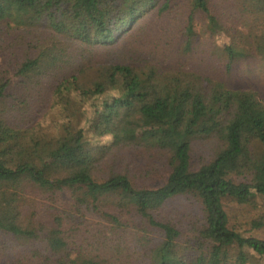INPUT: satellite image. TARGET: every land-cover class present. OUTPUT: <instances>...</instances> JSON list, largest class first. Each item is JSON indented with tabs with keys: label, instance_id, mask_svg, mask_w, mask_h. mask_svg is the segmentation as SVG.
Wrapping results in <instances>:
<instances>
[{
	"label": "trees",
	"instance_id": "16d2710c",
	"mask_svg": "<svg viewBox=\"0 0 264 264\" xmlns=\"http://www.w3.org/2000/svg\"><path fill=\"white\" fill-rule=\"evenodd\" d=\"M180 1L0 0V42L14 33L19 38L22 32L43 35L33 43L32 56L18 63L19 84L28 92L35 79L57 71L44 110L28 126L11 118L16 111L7 92L12 81L0 77V232L17 240L41 239L22 220L27 195L35 189L54 197L68 192L78 208H98L111 200L130 210L137 223L156 228L161 238L145 247L142 264H250L255 258L264 264V239L234 229L226 208L227 201L258 200L264 206V101L258 92L193 71H164L148 62L140 67L104 63L94 74L83 62L71 63V48L111 43L149 12L163 15ZM210 1H187V52L197 41L198 13L207 18L212 35L224 30ZM232 2L250 14L264 13V0ZM46 38L51 42L42 46ZM220 47L228 68L253 51L264 64V26ZM23 97L17 105L28 103ZM108 137L110 141L100 143ZM198 140L212 141L215 150L211 160L196 167L192 153ZM39 147L51 152L48 171L33 163ZM134 150L149 151L145 170L122 167L117 159ZM157 165L163 169L157 173L161 182L149 183ZM183 196L202 206L188 247L181 230L158 217L166 204ZM103 215L112 224L104 250L110 246L122 253L121 243L129 247V239L116 237L113 230L122 220L109 212ZM63 226L62 216L56 217L43 235L47 256L42 264H104L99 254L73 251Z\"/></svg>",
	"mask_w": 264,
	"mask_h": 264
},
{
	"label": "rangeland",
	"instance_id": "374dc122",
	"mask_svg": "<svg viewBox=\"0 0 264 264\" xmlns=\"http://www.w3.org/2000/svg\"><path fill=\"white\" fill-rule=\"evenodd\" d=\"M187 1L178 2L174 9L163 15L157 14V10L149 12L131 29L129 28V31L122 32L111 43L96 48L84 46L76 50L71 48V63L79 61L85 63L88 73L91 74L95 67L110 62L129 63L136 67L148 62V65L153 64L159 66L161 70L173 72L184 69L223 80L233 88H251L258 92L264 101V64L259 61L256 53L253 51L249 57L233 63L232 67L228 68L227 58L220 47L225 41L232 40L233 36L239 39L250 32L256 33L263 29L264 13L250 14L232 0H211L213 15L224 30L220 36L212 35L207 29V18L198 13L196 16L197 41L193 49L187 52L184 46L185 27L190 11ZM38 30L45 31L46 29ZM46 37L49 39L48 35ZM47 38L40 41L43 42L42 46L51 42L47 41ZM41 39L43 35L40 33L22 32V38H19L18 33H14L0 42V77L10 78L12 81L11 89L7 92L11 94L12 97L9 99L16 107L11 118L19 120L18 122L26 126L40 116L44 110L46 92L57 72L54 70L42 74L39 80L35 79L28 92L19 84L18 63L28 55L32 56L33 43ZM24 95L28 103L17 105V100L21 102V99L25 98ZM108 141L110 137L101 140L100 143ZM214 150L212 141H195L192 153L193 164L199 167L211 160ZM135 151H129L126 156H120L117 159L120 158L122 161L120 163L122 167L128 165L132 170H145L148 164L145 163L146 152L149 151ZM35 153L36 157L33 156L35 166L48 171L52 160L51 152L44 147H39ZM159 166H155L157 172L155 170V174L149 176V180L146 181L152 184L161 182V177L157 173L159 170L162 174L163 169ZM55 196L38 189L32 190L27 195L22 205V220L26 226L39 231L41 239L17 240L0 232V264H17L18 262L42 264L41 262L47 256L42 240L43 235L53 227L56 217L60 216L64 223V236L70 248L84 255L99 254L104 264H113L111 262L142 264L145 247L161 238V233L156 228H146L145 224L137 223L130 210L120 207L111 200L98 204V208L92 206L78 208L73 205L75 198L70 193L63 192ZM226 208L231 216L234 229L245 236L264 239V206L260 201L247 204L227 201ZM104 212L118 215L122 220L123 224L113 227V230L116 232V237L129 239V247L121 243L124 246L121 251L124 253H117L118 250L110 246L104 250L103 242L106 241V233L112 229V224L103 215ZM201 215L200 203L191 197L183 196L166 204L158 217L175 224L183 234L182 243L188 247L189 241L194 237L193 225ZM253 222H256V227ZM259 222H263L262 225ZM232 254L235 258L236 250H232ZM229 264H234V262L231 260ZM250 264H262V262L255 258L251 259Z\"/></svg>",
	"mask_w": 264,
	"mask_h": 264
}]
</instances>
